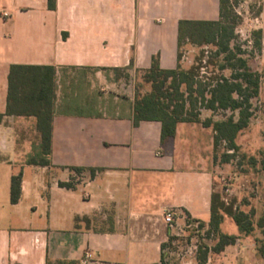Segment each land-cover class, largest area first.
<instances>
[{
	"label": "crops",
	"instance_id": "1",
	"mask_svg": "<svg viewBox=\"0 0 264 264\" xmlns=\"http://www.w3.org/2000/svg\"><path fill=\"white\" fill-rule=\"evenodd\" d=\"M48 3L0 0V264L158 263L165 210L209 220L214 130L179 122L162 140L160 121L134 122V94L105 99L97 86L114 69L149 68L155 54L175 68L178 21L218 20L219 0ZM11 64L55 69L48 164L28 161L42 155L36 118L5 113ZM74 167L85 168L79 181Z\"/></svg>",
	"mask_w": 264,
	"mask_h": 264
},
{
	"label": "trees",
	"instance_id": "2",
	"mask_svg": "<svg viewBox=\"0 0 264 264\" xmlns=\"http://www.w3.org/2000/svg\"><path fill=\"white\" fill-rule=\"evenodd\" d=\"M50 8H55V0H49ZM229 0H219L218 20H192L181 19L178 21V52L177 66L173 69H163L159 65V54L152 56L151 66L142 70L143 80L150 89L143 94L136 93L133 102V119L135 123L140 120H158L161 122V139L171 138L175 135V128L179 122H197L205 127H212L213 159L216 161V149L220 142L225 143L227 150L237 151L239 145L236 138L240 131L245 129L252 116L251 99L259 93L261 75L253 71L247 60L237 56L230 42L233 37V27L227 32L225 25L229 17ZM256 44H259L261 30H257ZM191 43L199 46L211 44L216 47L215 56L223 54V63L219 69H229V76L219 74L208 81H203L198 76L202 66V58L197 57L189 68L181 66V45ZM202 55L204 54L203 51ZM212 61V60H210ZM206 60V64H210ZM119 70V69H114ZM55 69L48 65L11 64L8 73V91L6 101V114L33 115L41 139V157L36 160L31 157V163L48 164L47 155L50 151L52 104L55 97ZM264 77V74H263ZM211 111L224 110L230 114L219 120L211 117L201 118L200 108ZM224 152L223 161L228 162L232 153ZM264 165V158L262 160ZM77 172L85 168L74 167ZM96 168H88L90 176L94 175ZM61 186L74 187L70 182H60ZM20 195V174L11 177L10 201L16 202ZM225 216H229L237 229L244 234H249L254 229L250 217L241 210H234L227 205L218 192L212 191L210 198V217L206 224L208 233H215L218 238L212 248L216 253L227 245H232L238 239L234 234L220 231V225ZM193 221L199 222L197 219ZM201 223V222H199ZM202 225V224H200ZM257 226L261 229L264 239V215L258 220ZM172 240L168 236L166 242L161 244L160 262L165 258L164 248ZM259 257L264 262V241L257 246ZM207 249L197 256V264H206ZM74 261H57L46 264H74Z\"/></svg>",
	"mask_w": 264,
	"mask_h": 264
},
{
	"label": "rangeland",
	"instance_id": "3",
	"mask_svg": "<svg viewBox=\"0 0 264 264\" xmlns=\"http://www.w3.org/2000/svg\"><path fill=\"white\" fill-rule=\"evenodd\" d=\"M229 17L225 25L227 32L233 27V37L230 42L237 56L247 60L250 68L261 75L259 93L251 99L252 116L248 126L240 131L236 138L239 145L237 151L227 150L225 143L220 142L216 149L217 159L212 163L213 190L218 192L221 199L231 205L234 210H241L250 214L254 229L249 234L241 233L233 220L225 216L220 231L226 234H234L237 240L232 245H227L222 251L216 253L212 250L218 236L206 231V220L193 221L189 216L175 214L174 228L171 229L172 240L164 248V260L155 264H197V256L206 250V264H255L253 256H259L257 246L264 241L261 229L257 226L258 220L264 215V19L257 20L261 12V0H229ZM261 30L259 44H256L257 30ZM181 66L189 68L199 56L202 58V66L198 76L203 81L217 77L219 74L229 76L230 70L219 69L223 63V54L215 56L216 47L207 44L199 46L191 43L181 45ZM204 54L202 55V52ZM206 60L210 64H206ZM109 77L111 83L98 84L99 95L106 93L105 99H114L115 94H143L150 89L148 83L143 80L142 72L127 70H112ZM103 100L99 98V101ZM200 108L201 118L211 117L219 120L230 114V111H211ZM233 152L228 162H224L223 153ZM88 175L90 173L88 172ZM82 172H73V179H82ZM202 224V225H200Z\"/></svg>",
	"mask_w": 264,
	"mask_h": 264
},
{
	"label": "built area",
	"instance_id": "4",
	"mask_svg": "<svg viewBox=\"0 0 264 264\" xmlns=\"http://www.w3.org/2000/svg\"><path fill=\"white\" fill-rule=\"evenodd\" d=\"M163 220L169 228H171V229L174 228V216H173L172 210H170V209L165 210V212L163 213ZM88 257H89V254H86L85 259H87ZM85 259H83L82 262H84Z\"/></svg>",
	"mask_w": 264,
	"mask_h": 264
}]
</instances>
